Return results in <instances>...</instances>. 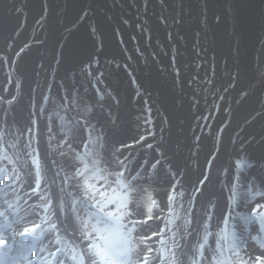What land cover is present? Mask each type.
Wrapping results in <instances>:
<instances>
[{
    "label": "rangeland",
    "instance_id": "1",
    "mask_svg": "<svg viewBox=\"0 0 264 264\" xmlns=\"http://www.w3.org/2000/svg\"><path fill=\"white\" fill-rule=\"evenodd\" d=\"M8 2L10 12L19 13V33L12 50L8 46L0 49V264H87L85 254L88 264H180L187 237L197 224L194 264H259L264 260L259 223L264 208V155L234 161L221 234L212 247L205 234H209L208 219L216 198L203 210L205 222L198 221L212 157L225 135L231 109L246 91L233 68L237 28L230 24L227 0ZM110 4L117 21L108 14ZM260 13L262 39L249 94L252 102L236 125L232 153L253 145L254 125L264 128V0ZM162 14L177 26L176 34L180 31V59L174 60L171 50V60H166L164 44L171 41L166 37L159 40V33L157 39L151 35L160 30ZM86 19V32L91 35L97 23L102 50L77 54L64 65L66 49L79 47L77 31ZM43 46H47L45 68L35 78L30 100L26 99L24 107L18 106L27 94L23 74L34 73ZM15 108L20 113L16 119L19 127L11 128L12 136L7 138V118ZM146 108L153 118L146 117ZM79 133L84 135L82 139ZM151 134L158 136L154 141L157 155L154 149L138 151L147 146L143 141L152 144ZM74 142H78L75 150ZM13 154L28 164V182L20 176ZM67 157L72 158L68 180L81 176L76 181L82 185L86 166L95 161L93 168L114 164L120 171L122 166L129 168L124 184H131L134 198L132 211L126 212L133 220H114L110 211L111 220L99 224L94 215L86 218L90 227L93 221L98 227L111 224L102 230V236L117 239L116 245L104 244L101 252H90L91 248L83 252L71 236L65 237L64 225H57L58 216L64 219L63 194L56 169L51 172L47 161L60 160L63 166ZM76 165L80 168L71 169ZM140 168L145 170L143 174H138ZM87 181L96 187L94 176ZM169 191L174 193L173 201L166 198ZM76 211L74 208L69 215L83 235L80 246L88 238L92 247L101 248L98 242L104 243L102 238L86 224L90 231L80 228L82 220L77 221ZM82 216L85 220L84 213ZM135 226L139 229L128 237ZM122 227L124 231H118ZM74 230L68 232L75 234ZM134 240L138 242V246L133 244L134 250H139L130 252ZM18 253L24 259L11 258Z\"/></svg>",
    "mask_w": 264,
    "mask_h": 264
},
{
    "label": "bare ground",
    "instance_id": "2",
    "mask_svg": "<svg viewBox=\"0 0 264 264\" xmlns=\"http://www.w3.org/2000/svg\"><path fill=\"white\" fill-rule=\"evenodd\" d=\"M96 1H98V0H94L95 4H96ZM7 2H8V0H0V49L1 48L4 49L5 47L8 46V47H10V50H12L13 49L12 44L17 42V40H18L17 33H19V13L10 12L11 3L8 2V4H7ZM233 4L235 7V14L234 15L238 18V22H239L240 28H241V35H242V41H241L242 46L241 47L243 49H241L238 52V57H239L240 61L243 60L244 63L247 64L251 58L250 57V46L254 45V33L257 29L256 25H255V20H256V16H257L256 12L259 9V0H246V2L243 5L236 3L233 0ZM109 6L112 9L108 10L109 11L108 14L111 16L112 19L117 21L116 17L113 16V12H114L113 4H110ZM88 23H89V20L86 19L77 31L78 34L80 33L78 40H77V44H76L79 47L73 48V49H70L68 47L66 49V53H65V57H64V65L67 64L69 58H71L72 56H75L77 54H83V53L85 54L88 52H95V51H101L102 50V46L100 43V42H102V38L100 37V32L98 30L97 23L93 27L94 35H91L90 33L86 32ZM47 39H48V37H47ZM46 48H47V46H43L39 51V54L36 58L37 68L34 69V73L29 74V73L25 72L23 74V77L25 80V84L23 86L27 90L28 97L26 98L27 94H23V96L21 97V99L18 103V106L21 105L22 107H24L26 99L30 100V97H31L30 89H31V87L35 81L34 80V74L37 73V71L39 69L38 66H40V65L43 66L45 64ZM0 79L2 80L1 75H0ZM251 102H252V99L250 97H247V99L245 101L246 107L250 108ZM19 115H20V113H18L17 109L15 108L13 116H10L7 118L8 119L7 124H6V126H7V133H6L7 138L9 136H12L11 128L15 129V127H19L18 123L16 122V119L19 118ZM254 126L255 127L253 129H251V131L253 132V138H254V143H253V145H251V147H248L244 151L237 152V153H232V150H231L229 153V157L227 156V161H226L227 165L226 166H224L221 163L217 164L218 158L220 156H218V158H216L214 165H212V163H211V167L209 169L210 177H209L208 187L205 190V196H204L205 202H207V200L210 201L213 198L217 199V204L215 206L212 217L210 219H208V221H209L208 233L209 234H205V238L207 239L210 247L213 246L214 242L220 237V234H221V227H222L223 219H224V211H225L226 206H227L228 194H230V191H231L230 190V181H231L230 179L232 177V169H233L234 161H236L237 159H239L240 157H243V156L261 158V157H259V155H264V128L261 129L260 125H254ZM93 135L96 136V133H93ZM83 136L84 135H81L79 133V138L82 139ZM77 143L74 142L72 144V147L74 150H75L77 145L81 144V141H80V143H78V144ZM220 147L223 149L225 147V144L222 142L220 144ZM11 152H14V150L12 149ZM12 157L17 164V170L20 173V176L23 178V180L28 182L30 179L29 178V172H28V166H27L28 164L25 162V165H24L23 162H21L16 157V154H13ZM70 161L72 162V158L69 160L67 159V161L65 160L66 169H67V167H69L68 162H70ZM95 164H96V161L93 165L88 164L89 165L88 168H93V166ZM71 167H73V168H71L73 170L76 168H80L77 165L75 167L74 166H71ZM86 169L87 168H85L84 175H86V177L89 178V181H92L93 180L92 172L88 171L87 173H85ZM67 171H68V169H67ZM80 171H83V170L80 169ZM81 175H82V172H81ZM215 182H219L218 187H214ZM221 182H223L222 185H221ZM210 186H211V188H210ZM87 188H88V191L90 193H94L96 191V187H93L91 183L89 184V186ZM129 193H133V191H130ZM126 204L128 206H126L125 208L132 210V205H130L129 202H126ZM112 209L115 210L117 208L112 207ZM205 220H206V217L204 216L203 212H200V217L198 219L199 223H203V222H205ZM106 223H108V222H106ZM259 223L261 225V229L263 230V231H261L260 238L262 240H264V208H262V210H261ZM61 224L66 227V230L76 228L77 232L74 234V236L77 240H79V242L81 241L83 235L81 234V230L78 229L75 224L73 226L69 223L65 224V221H62ZM108 226H111V224L110 223H109V225L106 224L103 227L107 228ZM149 226H151V225H149ZM149 226H148V232L150 229ZM84 227H85V225H84V222L82 220L80 228L82 229ZM135 227L136 228L134 229V231H132L128 237L133 235L137 231L136 230L137 228L139 229V226H135ZM259 231L260 230L258 229L257 233H259ZM128 237L125 239L126 245L129 243ZM190 238H191V240H189L190 245L187 247L188 250L185 249V250H183V253L180 254V256H182L183 262L185 264L190 263L189 262L190 254H192V258H191L192 260H193V255H194L193 253H194L195 247H194V243H193V237L191 236ZM105 242H108V241L105 240ZM1 244H2V242H1ZM133 244L134 245L136 244L138 246L137 240H134V243H132V247H131L130 252L131 251H138L139 249L134 250ZM126 249H128V248H126ZM105 264H110V263L107 262ZM259 264H264V260H262Z\"/></svg>",
    "mask_w": 264,
    "mask_h": 264
},
{
    "label": "flooded vegetation",
    "instance_id": "3",
    "mask_svg": "<svg viewBox=\"0 0 264 264\" xmlns=\"http://www.w3.org/2000/svg\"><path fill=\"white\" fill-rule=\"evenodd\" d=\"M4 62H5V60H4ZM41 67L45 68V64L43 66L40 65L39 69ZM39 69H38V71H39ZM38 71H37V73L34 74V80L37 77V75H39L41 73V72L38 73ZM118 106H119V104H118ZM43 114H44L43 116H45V113H43ZM152 118H153V116H152ZM157 130H158V128H157ZM139 133H142V132H139ZM139 133H136V134L134 133V134L137 135ZM152 137H154L153 140H152ZM157 137L158 136H153L151 134L152 144H150L147 140L143 141L142 138L140 140L137 139L138 140L137 144H140V142H142V141L147 142V146L146 147H143V146L138 147V151H140L142 149L144 150L145 148H148L151 151H153V149H154V151H153L155 153L154 155H157L156 149L158 146L154 142L155 138H157ZM91 144H92V140H91ZM91 147H94V149H96L94 145H92ZM69 159L70 158H68V160ZM85 163L88 164L86 162V160H85ZM51 164L53 165L52 170L54 168L56 169V172H57V175L59 178L58 182H59L60 187H61L60 191H62V194H63V196L61 198V208H62L63 214L65 212V209H64L65 205L70 206V211L71 210L73 211L74 208H76V210H77L76 211L77 212L76 218H78L77 221L83 220L84 225L86 224V226L89 229H94L96 231V237H101L102 241L104 242V243L98 242V245L100 244L101 248H99L97 246H96V248H94V247H92L93 245L91 244V242H89L90 240L87 238L85 241V244H84V245H86L85 247H84V245L80 246L81 242L79 244V243L74 241L76 246L80 250H82L83 252L85 250H86L85 252H87V250H89L91 248L90 252L96 250V253H97V252H101L100 249L103 248L104 244L107 246L110 244L116 245L115 241L117 239L113 240V239L109 238L107 234L105 236H102V230L105 227L95 226L94 222L96 221L99 224L103 220L109 221V220H111L110 218H112V215L114 216V220L123 221V219L124 218L127 219V217H128V219L133 220V215L127 214V212H126L127 209L125 208L126 206H128L126 204V202H129V204L132 205L133 204V198H134V193H129L130 191H133L131 184H124L125 179H128V169H129L128 166H122L121 171L115 167V164L113 166H111V168H104V166H96L94 168H88V166H86L87 169H92L91 172H92V175L94 176L95 181H96V192L94 193V194H96V196H94L92 193H90L88 191V188H87L88 182H87L86 175H84V180H83L84 183L82 185V184H79L81 177H80V179L70 178L68 180L67 175H69V172L66 169V164H63V167H61V168L59 166L58 161H56V163H54V164L53 163H51ZM161 166L163 167L164 165H161ZM161 166H160V170H162ZM62 168H63V173L61 174ZM64 169H65V171H64ZM109 170H111V171H109ZM130 171H131V168H130ZM142 171H145V170L140 168L138 171V174L139 173L143 174L144 172H142ZM87 172L88 171H86L85 173H87ZM65 173H66V175L64 176ZM119 174H123V176L121 177V176H119ZM115 175H118V176L115 177ZM53 179H55V183L53 182V185H54V188H56V183H57L56 181L57 180H56V178H53ZM76 180H79V181H76ZM74 184H77L76 188H73ZM54 190H56V189H54ZM76 190L80 192V195L82 196V198H80V195L76 192ZM109 190H112L113 192L110 194ZM104 191L107 192L108 195H106ZM169 192L166 193V198L169 199L170 201L172 199V201H173L172 195L174 196V193L173 192L169 193ZM136 199H139V197L137 196ZM142 199H143V195L140 196V199L138 201H142ZM99 204L101 205V209L98 208ZM92 205L96 206V208H94ZM112 207L117 208V210L119 212V214L117 216H115V213H114L116 210H113ZM56 210L58 211V215H59L60 210L59 209H56ZM109 211L112 215L109 214ZM82 212L85 214V220H86L87 216L94 215L96 217V220L92 222V227H90L88 225L87 220L86 221L84 220V217L82 216V214H83ZM58 218H59V216H58ZM96 227L98 228V230ZM88 228H86V230L90 231ZM118 231H120V232L124 231L123 227H122V229H120ZM192 233H190L189 235H191ZM68 236L69 235H67V237ZM103 238H104V240H103ZM105 240L108 241L109 243L105 242ZM96 241H99V240H96ZM112 241H114V243H111ZM106 250L105 251L102 250V251L106 252ZM108 250H111V249L108 248ZM85 257H86V254H85ZM83 258H84V256H83ZM84 263L88 264L87 259H86V261L84 259Z\"/></svg>",
    "mask_w": 264,
    "mask_h": 264
},
{
    "label": "water",
    "instance_id": "4",
    "mask_svg": "<svg viewBox=\"0 0 264 264\" xmlns=\"http://www.w3.org/2000/svg\"><path fill=\"white\" fill-rule=\"evenodd\" d=\"M261 10H262V0H259V9L257 10L256 14V20H255V25H256V31L254 33V45L250 46V60L247 64L244 63V61H240L239 57H238V52L243 49L241 46V41H242V35H241V28H240V24L238 22V18L234 15L235 14V7L233 4V0H227V13L229 15V20H230V24H232L234 27L237 28V35L235 37V44H234V49H233V68L235 73L237 74V77L241 80L244 81V83L246 84V91L241 95V97L235 102L234 107L231 109L230 113H229V118L227 121V124L224 128L225 131V135L222 137L220 144L223 142L225 144V147L222 149L220 147V144L217 148V151L214 153L211 163L212 165H214L216 158H218V156H220L218 158V163L223 164L224 166H226V161H227V156L229 157V153L232 150V143H233V139H234V134H235V130H236V125L240 119V117L242 116V114L249 109V107H246L245 105V101L247 99V97H249V94L251 92V88L252 85L254 84V81L256 79L255 76V71H256V62H257V53H258V49H259V45L261 43V39H262V34H261ZM47 50V48H46ZM47 52V51H46ZM43 67H41L38 71V73H40L42 71ZM45 158L47 160V154L45 153ZM54 163H56L55 159L52 160ZM47 165L48 168H50L49 170L52 172V164L51 161H47ZM53 182L55 183V179H53ZM219 182H215L214 183V187H218ZM211 188V186H210ZM204 196L203 195L201 201H200V210L201 212H203L205 206L207 205V203L209 202L207 200V202H205L204 200ZM65 209V213H64V221L65 224H71L72 226L73 224V220L72 217H70L69 215V211H70V206L69 205H65L64 206ZM59 221V218H58ZM61 225V223L59 224ZM198 225H196L193 233L191 235H189L187 237V242L184 246V249H187V247L190 245L189 240H191V236L193 237V243H194V237L197 233L198 230ZM65 227V226H64ZM66 228V227H65ZM74 229V228H72ZM75 230L77 231V229L75 228ZM65 234H68L69 236L72 237V239L77 242L80 243L79 240H77L74 236V234H71L69 232H67L66 230H63ZM188 250V249H187ZM183 253V251L181 252ZM192 258V254H190L189 256V262L190 263H186V264H194V261L191 259ZM84 259L86 261V258L84 256ZM180 264H185L183 262V258L182 256H180Z\"/></svg>",
    "mask_w": 264,
    "mask_h": 264
},
{
    "label": "trees",
    "instance_id": "5",
    "mask_svg": "<svg viewBox=\"0 0 264 264\" xmlns=\"http://www.w3.org/2000/svg\"><path fill=\"white\" fill-rule=\"evenodd\" d=\"M202 12H205V14H206V8L204 7V6H202ZM204 25V24H203ZM177 26H175V25H171V22H170V20L167 18V16L164 14V16H163V14H162V23H161V27H160V30L157 32V33H155V34H151L154 38H156V34H158L159 33V37H157L159 40H160V38L161 37H166V38H168L171 42L169 43V42H167L166 41V43L164 44L165 46H164V48H163V51H165L166 52V60H168V61H170L171 60V57L169 56V51H173V59L175 60L177 57L180 59V56H179V54L181 53V51L180 50H178L179 49V47H180V43L181 42H183V41H181V37H180V31H179V29H178V33L176 34L175 33V28H176ZM204 27V26H203ZM204 28H206V26L204 27ZM206 31H208L209 32V30L206 28ZM208 37V36H207ZM156 38V39H157ZM177 39V40H175L174 41V39ZM169 47V48H166V47ZM165 59V58H164ZM178 59V60H179ZM165 60V61H166ZM185 61V60H184ZM183 61V62H184ZM231 61H232V59H231ZM166 63H168L167 61H166ZM169 65H170V63H168ZM172 67H173V65H172ZM94 79H96V77H94ZM176 88V87H175ZM136 93H138V91H135ZM135 95H138V94H135ZM146 106V105H145ZM144 112V114H146V117H148V118H151V116H153L152 115V113L150 112V111H148V108H146V111H143ZM154 120V119H153ZM154 124H155V120H154ZM157 127V126H156ZM145 132V131H144ZM148 132V131H147ZM136 133H139V132H135V134ZM146 134V133H145ZM58 163H59V166H60V168H61V166H62V163H61V161L59 160L58 161ZM63 167V166H62ZM26 235H28V234H26ZM29 236V235H28ZM27 236V237H28Z\"/></svg>",
    "mask_w": 264,
    "mask_h": 264
},
{
    "label": "crops",
    "instance_id": "6",
    "mask_svg": "<svg viewBox=\"0 0 264 264\" xmlns=\"http://www.w3.org/2000/svg\"><path fill=\"white\" fill-rule=\"evenodd\" d=\"M96 192V191H95ZM94 192V193H95ZM105 192V191H104ZM113 191L112 190H109V193L111 194ZM94 193H92L94 196H96V194H94ZM105 194L106 195H108V193L107 192H105ZM116 211L114 212L115 213V216H117L118 214H119V212H118V210L117 209H115Z\"/></svg>",
    "mask_w": 264,
    "mask_h": 264
}]
</instances>
